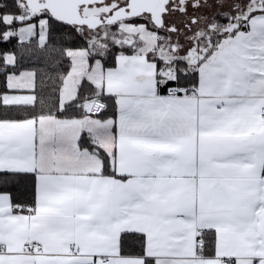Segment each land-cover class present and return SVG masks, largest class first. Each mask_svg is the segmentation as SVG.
<instances>
[{"label": "snow or ice", "instance_id": "obj_1", "mask_svg": "<svg viewBox=\"0 0 264 264\" xmlns=\"http://www.w3.org/2000/svg\"><path fill=\"white\" fill-rule=\"evenodd\" d=\"M0 264H264V0H0Z\"/></svg>", "mask_w": 264, "mask_h": 264}, {"label": "trees", "instance_id": "obj_2", "mask_svg": "<svg viewBox=\"0 0 264 264\" xmlns=\"http://www.w3.org/2000/svg\"><path fill=\"white\" fill-rule=\"evenodd\" d=\"M22 63L25 67H29V68L35 67L37 70H40L43 66V60L39 59L36 56H33L31 58H29L28 56H25Z\"/></svg>", "mask_w": 264, "mask_h": 264}]
</instances>
